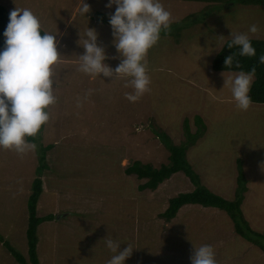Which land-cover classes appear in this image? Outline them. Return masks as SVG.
<instances>
[{
  "label": "rangeland",
  "instance_id": "374dc122",
  "mask_svg": "<svg viewBox=\"0 0 264 264\" xmlns=\"http://www.w3.org/2000/svg\"><path fill=\"white\" fill-rule=\"evenodd\" d=\"M85 2L90 11L82 15L81 0H0L9 12L30 9L44 31L56 33L61 53L53 66L56 100L48 108L49 120L33 136L35 150L20 154L0 148L4 243L28 258V198L40 176L37 216H53L38 227L40 264H105L112 253L100 240L108 235L122 241L121 248L127 242L136 247L125 264H191L193 244L211 245L215 259H225L217 264H264V252L237 235L232 220L218 209L187 205L170 221L161 216L171 198L195 188L183 173L155 191H140L145 180L124 172L134 161L154 167L168 163L169 151L155 132L179 145L187 140L184 121L195 133L198 115L205 130L188 151L190 164L202 185L234 200L241 160L247 181L244 218L264 235V105L250 103L240 110L234 100L225 101L222 96L232 100L230 89L222 88L224 77L211 70L231 30L247 32L256 24L258 31L248 35L264 40V6L161 0L170 25L145 56L150 83L132 102L125 95L132 91L127 77L108 79L79 70L84 49L77 41L87 26L98 32L109 66L122 58L110 25L98 18L115 5ZM47 146V166L40 171ZM0 264H19L1 242Z\"/></svg>",
  "mask_w": 264,
  "mask_h": 264
},
{
  "label": "clouds",
  "instance_id": "9594fccd",
  "mask_svg": "<svg viewBox=\"0 0 264 264\" xmlns=\"http://www.w3.org/2000/svg\"><path fill=\"white\" fill-rule=\"evenodd\" d=\"M115 10L108 13V24L112 30L113 45L122 57L115 66L105 61L107 53L98 43V32L88 27L79 32L77 43L84 49L78 55L79 70L90 75H102L115 79L127 77L126 85L132 91L126 93L129 101L135 102L148 89L150 83L145 67V56L160 38L162 30L170 25L171 14L161 0H107L106 8ZM82 15L90 11V6L81 0ZM258 31L251 24L247 32H233L226 47L236 48V52L225 57L224 64L232 68L234 55L254 56L256 50L248 33ZM3 46L0 47V148L15 150L23 154L35 150V143L29 141L49 120L48 108L55 103L53 66L61 53L58 51L56 33L42 31L39 18L27 8H15L9 12V19L2 33ZM82 41V43H81ZM215 44V43H214ZM264 64V54L259 57ZM235 71L226 77L223 87H228L235 105L247 110L251 103L250 86L255 68L247 71L235 61ZM264 166V165H262ZM104 246L112 253L105 264H125L132 256L134 247L130 242L121 248L122 241L109 235L102 238ZM193 244V243H192ZM191 264H217L213 247L208 244H193Z\"/></svg>",
  "mask_w": 264,
  "mask_h": 264
},
{
  "label": "trees",
  "instance_id": "16d2710c",
  "mask_svg": "<svg viewBox=\"0 0 264 264\" xmlns=\"http://www.w3.org/2000/svg\"><path fill=\"white\" fill-rule=\"evenodd\" d=\"M197 3L204 4H226V3H238L242 6H264V0H186ZM104 24H108V16L100 15L98 16ZM9 19V11L6 7L0 5V47L3 46V31ZM42 31H44L42 29ZM252 45L256 50V55L254 56H239L234 55V64L232 68H227L224 64L225 57L231 54L233 51L236 52V48L229 49L226 47L227 42L217 53L215 58L211 63V70L215 73H223L224 75H232L235 71V61H239L240 67L247 71L251 68H255L254 79L250 86L249 95L251 97V103L264 105V64L259 62L258 57L264 54V40L262 39H250ZM214 97V96H213ZM215 98V97H214ZM225 101H233L226 96H222ZM221 98V99H222ZM200 106V105H199ZM195 108V107H191ZM216 107H214L215 109ZM190 109V108H188ZM201 109V108H200ZM198 109V111H200ZM197 110V109H195ZM203 110V109H202ZM204 111V110H203ZM212 114V113H211ZM207 116L209 114H206ZM194 123L197 126L196 132H190L189 121H184V128L187 136V140L184 143L176 145L173 143L172 139L166 134L155 132L157 137L160 139L162 144L169 151L168 163L162 164L160 167H154L151 164H144L141 161H134L128 165L124 172L128 176L135 175L139 180H145L144 183L139 185L140 191L150 190L155 191L159 185L164 181L170 179L172 176L178 173H183L189 178L191 183L195 188L190 192L180 193L177 196L171 198L168 202V207L161 214V216L170 221L176 218L179 210L187 205L201 206L203 208H213L218 209L226 213L232 220L234 229L237 235L245 239L247 243H252L259 247L264 252V235L256 232L250 227L248 222L244 218L243 214V201L245 198V193L247 192V181L242 166V161L238 160V175H237V189L235 194V199L230 200L219 194H216L209 190L207 187L201 184L200 176L195 172L193 165L189 162V149L197 143L198 138L202 135L205 130V124L202 118L198 115L194 117ZM212 127V125H211ZM211 130V128H210ZM202 131V132H201ZM28 140L33 142V137H28ZM51 149V146H47L42 150V156H40L41 165L38 167L40 171L45 167V154L44 152ZM43 193V183L40 176L36 177L33 185L32 191L28 198V212H29V222L27 228V244H28V258L25 259L23 256L15 252L4 243V238L0 236V242L9 247V250L13 253L14 258L19 264H40L38 257V236L37 231L41 223L45 221H52L53 216L49 215L44 218L37 216V205L40 196Z\"/></svg>",
  "mask_w": 264,
  "mask_h": 264
},
{
  "label": "crops",
  "instance_id": "0c3cea01",
  "mask_svg": "<svg viewBox=\"0 0 264 264\" xmlns=\"http://www.w3.org/2000/svg\"><path fill=\"white\" fill-rule=\"evenodd\" d=\"M224 250H225V248H223V249L221 250V253H224ZM221 253H220V254H221ZM226 259H227V258H226ZM216 260L221 262V261H224L225 259H216Z\"/></svg>",
  "mask_w": 264,
  "mask_h": 264
},
{
  "label": "water",
  "instance_id": "95a60500",
  "mask_svg": "<svg viewBox=\"0 0 264 264\" xmlns=\"http://www.w3.org/2000/svg\"><path fill=\"white\" fill-rule=\"evenodd\" d=\"M59 217H61V216H59ZM60 219V218H59Z\"/></svg>",
  "mask_w": 264,
  "mask_h": 264
}]
</instances>
